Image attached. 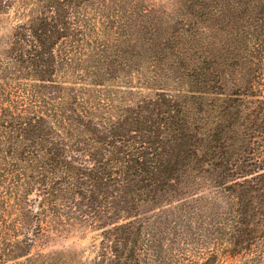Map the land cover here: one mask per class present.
<instances>
[{"label": "trees", "instance_id": "1", "mask_svg": "<svg viewBox=\"0 0 264 264\" xmlns=\"http://www.w3.org/2000/svg\"><path fill=\"white\" fill-rule=\"evenodd\" d=\"M194 1L201 12L177 19L154 47L146 80L158 87L155 95L105 119L74 85L56 80L75 44L86 38L89 21L82 12L90 0H0V14L17 8L24 16L0 61V192L17 214L9 240L0 235V261L25 257L24 264H47L46 255H29L48 219L98 228L91 264H148L144 222L116 220L155 208L175 193L172 183L188 184L202 174L219 192L217 201L227 200L218 207L217 249L202 264H217L218 253L251 254L258 262L257 252L264 259V213L253 203L264 196V99L258 95L264 86V0H226L227 16L222 0ZM209 14L226 18L229 27L234 23L230 43L215 45L208 36L202 26ZM125 25L123 78L140 71ZM102 54L93 65L99 77L108 75ZM173 71L196 91L164 92L159 74ZM29 79L34 85L27 105L13 98L22 88L12 83ZM152 264L173 262L154 256Z\"/></svg>", "mask_w": 264, "mask_h": 264}, {"label": "rangeland", "instance_id": "2", "mask_svg": "<svg viewBox=\"0 0 264 264\" xmlns=\"http://www.w3.org/2000/svg\"><path fill=\"white\" fill-rule=\"evenodd\" d=\"M222 1L224 14L227 16V3L226 0ZM195 4L194 0H90L85 12H82L89 21L86 38L83 42L75 44L70 54L71 61L57 72L56 80L74 85L81 96L95 107V114L105 119L113 117L120 109L132 106L143 98L153 97L158 87L148 84L146 79L152 77L149 67L153 64L152 57H155L154 47L162 37L167 36L177 19H186L192 13L201 12L200 8L194 10ZM235 8L236 2L233 3V13H237ZM19 13L20 11L14 8L8 13L0 14V61L8 50L13 28L24 20V16ZM212 15L207 16V21L202 27L208 31L206 32L215 45L230 43L235 31L229 29L234 23L229 27L226 18H212ZM126 23H129L127 30L134 37V48L129 47V50L134 49L135 54L139 56L134 61L136 69L140 71H133L123 78L122 30ZM101 54L107 57L109 65L105 66L108 75L99 77L95 74L97 69L93 68V65L94 60ZM162 75L168 77L161 78ZM159 76L164 85V92L176 95L196 91V88L177 71ZM237 79H240L239 75L236 76ZM18 85L22 89L16 90L13 98H23L25 104H30V95L33 92L31 87L34 83L30 79L13 81L14 88ZM258 95L264 99V86ZM39 102L37 99V107H40ZM191 180L192 182L182 185L172 183L175 193L162 199L157 208H150L149 211L142 209L138 212L134 210L130 214L122 213L116 220H121V223L137 218L144 222L141 245L148 253V264L153 263L154 256L165 262L172 261L173 264L181 261H186L187 264L189 261L202 264L209 255L208 251L217 249L216 229L221 222V209L218 207L227 204V200L217 201L220 194L212 188L206 175L202 174L200 178L193 175ZM2 195L0 192V235L3 233L6 240H9L8 230L12 228V221L17 214L8 208L11 199ZM254 197V207L263 214L264 196ZM47 220L43 223L42 235L33 239L29 256L46 255L47 264H91L101 239L98 228ZM23 235L25 234L19 239H24ZM255 254L258 262H252L251 254L247 258H231L222 253H218L216 261L217 264H264V259L259 261L261 256L257 252ZM9 259L11 258L5 257L0 264H24L26 261L25 257L14 261Z\"/></svg>", "mask_w": 264, "mask_h": 264}]
</instances>
